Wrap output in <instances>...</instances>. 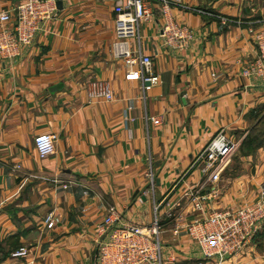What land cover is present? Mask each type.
Returning a JSON list of instances; mask_svg holds the SVG:
<instances>
[{
    "label": "crops",
    "instance_id": "crops-1",
    "mask_svg": "<svg viewBox=\"0 0 264 264\" xmlns=\"http://www.w3.org/2000/svg\"><path fill=\"white\" fill-rule=\"evenodd\" d=\"M184 3L236 23L170 7L172 21L193 33L187 48L175 49L160 37L166 20L161 5L153 3L151 20L139 27L141 41H130L134 51L153 57L160 79L145 94L140 83L126 81L124 60L112 53L115 12L109 0H58L56 18L32 47L12 61L0 56V243L12 235L30 249V258L0 264H94L98 226L110 207L123 223L150 225L154 202L219 130L242 144L264 121V81L242 76L258 56L264 0ZM11 5L0 0V11ZM93 81L109 83L114 100L90 102ZM40 134L57 136L56 155L38 156L34 138ZM258 151L253 163H248L251 156L245 158L250 173L220 185L223 196L216 206L257 199L264 182V146ZM149 173L155 177L154 191ZM198 178L192 171L188 183ZM57 180L69 188L62 189ZM35 205L39 212L32 219ZM12 211L19 215L15 223ZM51 213L57 224L48 229L45 218ZM263 234L264 227L243 254L224 264H264ZM162 237L178 252L174 264L190 262L191 245L170 232Z\"/></svg>",
    "mask_w": 264,
    "mask_h": 264
},
{
    "label": "built area",
    "instance_id": "built-area-1",
    "mask_svg": "<svg viewBox=\"0 0 264 264\" xmlns=\"http://www.w3.org/2000/svg\"><path fill=\"white\" fill-rule=\"evenodd\" d=\"M10 1L12 5L0 11V56L5 61L19 58L24 49L32 47L38 34L58 13V0ZM109 1L113 3L115 12L116 41L112 53L115 58L124 60L126 81L140 83L144 94L158 85L160 79L154 73L153 57L143 54L141 49L134 51L130 41H141L139 27L151 20L153 3L161 5L166 20L160 37L175 49L187 48L193 33L172 21L170 7L206 14L223 24L236 23L234 19L214 12L186 7L184 0ZM256 42L258 56L245 66L242 76L260 77L264 81V28L256 35ZM88 96L90 102H111L115 98L105 81L91 82ZM128 109L132 111L134 104L131 103ZM152 122L160 124L158 119H152ZM34 146L41 159L52 157L57 153V136L37 135ZM240 146V141L232 138L226 129L219 130L191 158L189 170L179 176L161 200L154 202V218L148 226L123 223L119 211L110 207L98 226V255L94 264H174L179 257L177 250L163 241L162 236L167 232L191 245L187 259L194 264H224L229 258L243 254L264 227V182L260 184L255 201L238 207L216 206L223 196L221 182ZM192 171L199 172V178L188 183L187 177ZM147 178L154 191L153 173H149ZM55 182L64 190L69 188L59 180ZM45 224L48 229L55 227L57 219L53 213L45 218ZM27 255L23 248L13 253L15 258Z\"/></svg>",
    "mask_w": 264,
    "mask_h": 264
},
{
    "label": "rangeland",
    "instance_id": "rangeland-1",
    "mask_svg": "<svg viewBox=\"0 0 264 264\" xmlns=\"http://www.w3.org/2000/svg\"><path fill=\"white\" fill-rule=\"evenodd\" d=\"M257 1H259V0H257ZM260 1H263V0H260ZM262 113H263V111H262ZM252 129H251L252 130L251 134L249 133L248 135L251 136V137H256L257 140L256 141L254 140L255 141L254 143L257 142V144H259V140L261 141L264 138L263 137L264 136V121L258 122L256 124V126H253ZM249 151L250 150L248 149V152ZM240 152L241 153H239V151H238L237 154L234 156L232 164H231V166L229 168V171L224 175L223 181L221 182L222 183L221 184L222 187H225L227 185V183H229L230 180L234 176L235 177L236 176H241V175L246 174V172L250 173L251 172V167H249L248 164L245 163L247 161L245 158L251 156L253 159L252 160H248V163L249 162L253 163V161L256 160V156H257L259 151L258 150L254 151V152H252L253 154L248 155V156H244L243 155L244 153L242 151H240ZM259 161L262 162L261 159ZM13 207H9L8 208V207L4 206V209L8 210V209H11ZM16 211H18V210L16 209ZM30 211L31 212L29 213V217H31L33 219L34 218V214H37L39 212L38 205L31 206V210ZM10 215H11V218H12L14 223L16 221H18V219H16V218L19 217V215L16 212L14 214L13 211H12V214H10ZM26 215H28V214H26ZM23 218H21V219H23ZM17 225L21 226L22 225V220L19 223H17ZM262 238L264 240V236ZM163 240H164V238H163ZM23 245L24 244H21L20 242H18L17 239H15V237H13L12 235H9V237L4 238L3 242L0 243V262H1L2 259H7V258L18 259V258L13 257V253L18 251V250H20V249H22V248L27 250L28 255L26 257H20V258L21 259L22 258H30V249L28 247L23 246Z\"/></svg>",
    "mask_w": 264,
    "mask_h": 264
},
{
    "label": "trees",
    "instance_id": "trees-1",
    "mask_svg": "<svg viewBox=\"0 0 264 264\" xmlns=\"http://www.w3.org/2000/svg\"><path fill=\"white\" fill-rule=\"evenodd\" d=\"M259 112L260 113H262V110H259ZM255 129V128H254ZM253 130V129H252ZM251 130V131H252ZM251 131H250V134H251ZM264 137V136H263ZM257 140L256 139V137H251V136H247L244 140H243V142H242V144H241V146H240V149H239V153H241L240 151H242L244 154V156H248V155H251V154H253L252 152H254V151H257V150H259V149H261L262 147H263V145H264V138L260 141L259 140V144H257V142L256 143H254L255 141ZM248 149L250 150L249 152H248ZM246 152V153H245ZM251 152V153H250ZM229 171V170H228ZM227 171V172H228ZM226 172V173H227ZM225 173V174H226ZM263 236H264V234H263ZM185 264H194V262H192V261H190V262H187V263H185Z\"/></svg>",
    "mask_w": 264,
    "mask_h": 264
},
{
    "label": "water",
    "instance_id": "water-1",
    "mask_svg": "<svg viewBox=\"0 0 264 264\" xmlns=\"http://www.w3.org/2000/svg\"><path fill=\"white\" fill-rule=\"evenodd\" d=\"M58 5L61 7V2H59Z\"/></svg>",
    "mask_w": 264,
    "mask_h": 264
}]
</instances>
